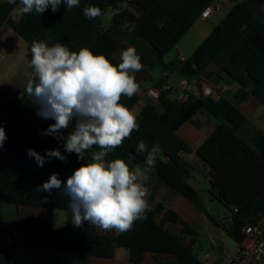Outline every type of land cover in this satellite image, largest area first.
<instances>
[{
	"label": "trees",
	"instance_id": "trees-1",
	"mask_svg": "<svg viewBox=\"0 0 264 264\" xmlns=\"http://www.w3.org/2000/svg\"><path fill=\"white\" fill-rule=\"evenodd\" d=\"M216 0H80L79 7L59 6L53 13L49 8L43 14L35 12L12 18L7 1L0 3V30L10 26L28 45L34 40L49 46L62 43L72 51L90 48L95 54H104L118 65L114 55L125 42L139 47L142 65L155 69L164 66L165 57L175 48L202 12ZM18 2V0H17ZM88 5L101 9V15L89 20L83 12ZM264 0H243L236 3L227 15L187 59L179 70L184 78L197 79L211 64H217L225 74V82L236 83V98L253 96L264 105V24L256 13ZM113 10L109 25L103 14ZM160 87V86H159ZM0 127L7 136L0 148V264H23L10 254L11 247L26 251L45 250L78 256L76 264H89L91 258H111L116 249L137 251V264L145 253L166 254L175 257L172 264H203L191 245L166 228L177 223L179 215L162 203L147 209L145 218L135 221L129 231L110 235L85 221L82 230L70 222L58 228L38 227L22 220L6 222L3 206H34L71 212L69 197L61 190L51 193L39 189L51 174L66 183L67 178L91 159L93 146L84 160L64 149V140L45 135L52 119L38 116L39 108L26 94L14 98L0 90ZM138 95L122 97L120 103L129 109L138 103ZM204 113L220 122L219 126L196 150V155L207 168L209 193L229 212V223L214 218L205 208L199 192L190 184L194 166L183 155L192 148L177 132L197 113ZM139 129L115 148L106 160L136 157L145 164L146 152L138 153L136 145L143 140L150 150L159 144L154 170L169 189L185 196L203 213L219 225L239 246L246 240L245 217L250 210L264 213V134L256 132L251 143L241 139L237 131L246 120L245 115L224 97L213 98L190 95L187 100L172 99L163 91L155 103L147 104L137 115ZM33 149L45 156L41 167L27 150ZM53 149L66 157L48 159L46 152ZM146 165V164H145ZM237 209V211H235ZM186 230H189L188 228ZM171 264V263H170Z\"/></svg>",
	"mask_w": 264,
	"mask_h": 264
},
{
	"label": "clouds",
	"instance_id": "clouds-1",
	"mask_svg": "<svg viewBox=\"0 0 264 264\" xmlns=\"http://www.w3.org/2000/svg\"><path fill=\"white\" fill-rule=\"evenodd\" d=\"M62 2L67 9L80 6V0H7L9 5H16L12 11L18 16L33 12L41 15L49 8L55 13ZM83 12L89 20L101 15V9L94 5L86 6ZM30 53L35 79L27 81V95L38 106V116L55 121L43 134L63 139L65 151L77 154L80 160L93 146L100 149L92 151L90 161L78 167L66 183L53 173L39 189L48 193L61 190L70 198L68 208L74 227L87 221L104 231L131 230L135 221L145 218L149 207L147 172L155 167L161 152L159 144L149 150L141 140L136 151L147 153L145 168H132L120 158L106 160L140 127L135 111L120 103L122 97L131 99L140 90L135 73L142 71L143 65L136 48L123 50L118 65L88 47L76 52L62 43L49 46L34 40ZM74 120V130L62 136ZM6 139L0 127V148ZM27 155L39 166L44 165L45 156L35 150L28 149ZM46 157L66 160L59 149L47 151Z\"/></svg>",
	"mask_w": 264,
	"mask_h": 264
},
{
	"label": "crops",
	"instance_id": "crops-1",
	"mask_svg": "<svg viewBox=\"0 0 264 264\" xmlns=\"http://www.w3.org/2000/svg\"><path fill=\"white\" fill-rule=\"evenodd\" d=\"M241 1L243 0H216L214 4L223 5L221 10L211 13L208 18L199 17L173 49L176 52V61H173L170 58V54H168L164 59V69L160 67L150 69L143 65L142 71L135 73L140 90L137 93L139 101L132 110L137 115L147 104L157 101L148 95V90L151 88L162 85L168 86L167 91L170 93V97L172 94H176V98L172 99L179 100L185 93L194 96L201 95L202 86L207 83L215 88L224 86L222 97L227 99L245 115L246 120L237 131L241 139L251 143L256 132L264 134V105L252 95L245 100L237 99L235 94L238 85L236 83L225 82V74L217 64L213 63L209 65L197 79L184 78L179 74L182 63L193 55L196 49L212 32L213 28L220 22L223 16L222 10L224 8L230 10L236 3ZM256 16L264 24V6L257 11ZM12 18L15 20L19 19V17H14L13 14ZM129 46L133 45L127 42L121 45L114 55L116 61L121 62L120 54ZM133 47L136 48L137 54L141 52L139 47ZM18 49L22 53H19ZM25 51L30 53L27 43L23 44L21 40L16 38L15 32L10 26L3 25L0 30V90H3L14 98H19L24 94L27 95V81L35 79L34 69L30 65L31 53L27 54L28 61L22 64V54ZM182 58L185 61H181ZM4 97V94H0L1 100ZM219 124L220 122L215 118L199 112L177 132L178 136L192 148V152L184 154L183 157L194 166V172L197 171L199 174H202L205 179H207V168L197 157L196 150L200 144L211 136ZM74 127L75 120L70 124L68 129L63 130L62 136L66 137L74 130ZM124 160L132 168L138 165H141L142 169L145 168V164L132 155H128ZM147 176L148 179L145 182V186L148 189L146 197L149 205L148 208L154 209L158 204L162 203L167 209H171L179 215V221L175 224L167 223L166 228L176 233L183 240L184 244L191 245L194 250L203 251L202 257H199L203 264H220L226 255L233 253L239 248L237 244L235 250L227 252L226 248L229 247L228 236L219 225L210 220L188 198L172 192L154 170L148 171ZM193 180L196 181L194 177ZM8 205L3 206V219L6 222L22 220L27 224L47 228H58L67 222L72 224L71 212L65 211L64 213H60L57 210L49 208L24 205H11L13 208H10ZM205 208L214 218L221 222L229 223V212L227 210L222 213L223 215H216L212 213L210 208L206 206ZM245 222L247 226H259L264 229V213L252 209L246 215ZM80 228H85V222L81 227H77L79 230ZM187 228L189 230H186ZM117 232L115 230L106 231L110 235H115ZM209 249L215 250L214 254ZM27 253L21 250V255L19 256L26 259ZM59 259L61 261L60 264H76L78 256L63 253ZM174 262L175 257L171 255L145 253L143 261L140 264H172ZM89 264H137V251L128 248H118L113 257L91 258ZM261 264H264V260Z\"/></svg>",
	"mask_w": 264,
	"mask_h": 264
},
{
	"label": "rangeland",
	"instance_id": "rangeland-1",
	"mask_svg": "<svg viewBox=\"0 0 264 264\" xmlns=\"http://www.w3.org/2000/svg\"><path fill=\"white\" fill-rule=\"evenodd\" d=\"M7 0H0L1 2H5ZM60 6H66V4H64L63 2L61 3ZM223 5H221L222 7ZM230 10H228L227 8H224L222 10V18L221 20L227 15V13ZM14 17H19L18 15L13 13ZM113 17V10L108 9L102 16V21L104 22L105 25H109L111 19ZM220 20V21H221ZM16 38H18L19 40H21V42H23V44L25 43V41L23 39H21V37L19 35H17L15 33ZM19 53H22L19 49H18ZM26 51L22 54V64H24V62H27L28 60V56ZM170 58H172L173 61H176V52L175 51H171L170 53ZM25 60V61H24ZM171 98H176V94H172ZM155 103V102H154ZM141 166V165H138ZM146 167V165H144ZM192 178L190 179V184L199 192V197L200 199L203 201V203L205 204V206L207 208H210L212 213L216 214V215H223L222 213L225 212L227 209L216 199L212 198L211 195L209 194V188H210V184L208 179H205V177L202 174H199L197 171L192 173ZM193 177L196 179L193 180ZM14 206V205H13ZM8 207L13 208L11 205H8ZM57 212L60 213H64L65 211H60L57 210ZM80 230H82L80 228ZM228 242H229V247L226 248V251H233L236 249L237 243L230 237H228ZM205 243V242H204ZM21 250H23L24 252H28L27 253V258H21L19 255ZM209 251L214 254L215 250L209 249ZM10 252L11 255H13L15 257V259H17L18 261H20L23 264H60V256L63 254L62 252H58V251H45V250H30V251H26L22 248H18V247H11L10 248ZM195 252L199 255V257H202L203 255V251L201 250H195ZM69 254V253H68Z\"/></svg>",
	"mask_w": 264,
	"mask_h": 264
},
{
	"label": "built area",
	"instance_id": "built-area-1",
	"mask_svg": "<svg viewBox=\"0 0 264 264\" xmlns=\"http://www.w3.org/2000/svg\"><path fill=\"white\" fill-rule=\"evenodd\" d=\"M221 6L217 4L209 5L201 14V18H208L213 12L220 11ZM181 61H185L183 58ZM224 86L215 88L207 83L203 84L201 95L204 97H222ZM168 86H160L148 90V95L158 100L163 91H167ZM190 97L189 93L183 94L179 100L184 101ZM237 211V209H235ZM246 240L239 248L231 254L226 255L220 264H261L264 260V229L259 226H246L244 228Z\"/></svg>",
	"mask_w": 264,
	"mask_h": 264
}]
</instances>
